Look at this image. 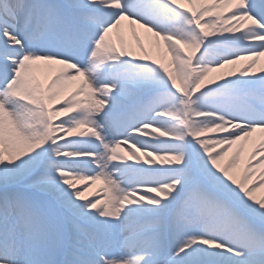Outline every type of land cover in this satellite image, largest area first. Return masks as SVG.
<instances>
[{"label":"snow or ice","instance_id":"6c2138e0","mask_svg":"<svg viewBox=\"0 0 264 264\" xmlns=\"http://www.w3.org/2000/svg\"><path fill=\"white\" fill-rule=\"evenodd\" d=\"M261 57L264 0H0V264H264Z\"/></svg>","mask_w":264,"mask_h":264},{"label":"bare ground","instance_id":"6f19581e","mask_svg":"<svg viewBox=\"0 0 264 264\" xmlns=\"http://www.w3.org/2000/svg\"><path fill=\"white\" fill-rule=\"evenodd\" d=\"M138 35H139L140 44H143L144 47L149 50L150 54L154 58L163 59L165 62L167 61V53L163 52L162 48H161V52L160 53L157 52L155 45L152 43L150 34L145 33L143 30H138ZM114 39H115V37H114ZM124 39L129 44H131L132 49L139 54V47L137 46L136 41L133 40L130 32L125 31ZM243 63H245V62L244 61L239 62L236 67L238 68ZM260 67H264V57H261L260 61L252 69H249V71H256ZM258 137H259V134H257V138ZM235 147L236 146H233V148H235ZM250 151H251V144L250 143H245L244 149H243V155L246 157L248 152H250ZM242 166H243V161H241V167ZM259 170H260V168L258 166L257 169H256L257 173L259 172ZM100 187H101V183L96 186L95 190L93 189V192L97 191V189H99ZM256 194H257V196L264 195V188L259 189Z\"/></svg>","mask_w":264,"mask_h":264},{"label":"rangeland","instance_id":"374dc122","mask_svg":"<svg viewBox=\"0 0 264 264\" xmlns=\"http://www.w3.org/2000/svg\"><path fill=\"white\" fill-rule=\"evenodd\" d=\"M100 183H101L100 181H97L95 184L90 185V187H89V189H88V192H86L85 194L88 195V193H89V194L92 193V192H93V189L95 190V189H96V186H97L98 184H100Z\"/></svg>","mask_w":264,"mask_h":264}]
</instances>
